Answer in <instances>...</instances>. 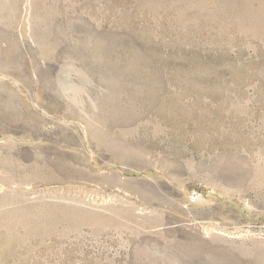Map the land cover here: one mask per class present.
Masks as SVG:
<instances>
[{"label":"rangeland","instance_id":"rangeland-1","mask_svg":"<svg viewBox=\"0 0 264 264\" xmlns=\"http://www.w3.org/2000/svg\"><path fill=\"white\" fill-rule=\"evenodd\" d=\"M0 264H264V0H0Z\"/></svg>","mask_w":264,"mask_h":264}]
</instances>
